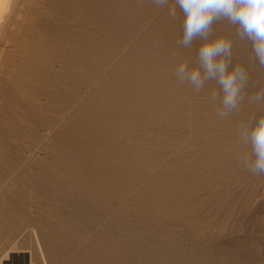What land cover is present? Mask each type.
Here are the masks:
<instances>
[{"label": "rangeland", "instance_id": "1", "mask_svg": "<svg viewBox=\"0 0 264 264\" xmlns=\"http://www.w3.org/2000/svg\"><path fill=\"white\" fill-rule=\"evenodd\" d=\"M51 1L7 0L0 15V264H68L82 248L60 259L43 209L62 212L71 243L89 224L93 236L108 231L113 264H264V176L243 168L248 149L238 137L261 106L245 101L219 119L208 99L214 83L200 93L177 83L174 53L194 62L199 44L176 48L179 8L172 18L150 0H96L103 22L79 17L56 36L39 25L61 20ZM83 52L90 61H77ZM234 53L253 84H264L248 42L235 39ZM87 95L110 108L87 120L90 139L105 134L106 146L80 154L95 161L75 163L58 154L57 136L68 135ZM113 173L116 181L100 179ZM98 201L99 221L69 215L84 211L76 202Z\"/></svg>", "mask_w": 264, "mask_h": 264}, {"label": "clouds", "instance_id": "2", "mask_svg": "<svg viewBox=\"0 0 264 264\" xmlns=\"http://www.w3.org/2000/svg\"><path fill=\"white\" fill-rule=\"evenodd\" d=\"M144 0H138L142 4ZM157 8H167L182 20V37L176 48L199 42L195 61L174 53V76L178 84L200 93L214 83L208 99L217 105L216 116L226 119L239 113L245 101L260 105L238 126L239 141L247 147L241 157L243 168L253 176H264V84L254 85L247 64L236 60L235 39L250 45V59L264 69V0H150ZM223 24L226 31H218Z\"/></svg>", "mask_w": 264, "mask_h": 264}, {"label": "bare ground", "instance_id": "3", "mask_svg": "<svg viewBox=\"0 0 264 264\" xmlns=\"http://www.w3.org/2000/svg\"><path fill=\"white\" fill-rule=\"evenodd\" d=\"M6 1L7 0H0V15L3 12V9H5L6 6ZM87 1V0H86ZM51 3H54V6L52 7V15H57L60 16L61 20H57L52 22L53 18H50L49 20V14H51L50 12L47 16L48 20H45L43 17L42 20H40L39 25L45 27L46 29L52 31L53 33H57L56 36H58L57 32V27L56 26H61V28L63 27V25H67L68 22L70 21H74L76 19H78L80 17V19H83V21L88 20V19H94V21H96L97 23H101L104 21L105 18L99 16L98 14V10L100 9L99 3L97 4L96 0H88L85 3V0H53L49 3L46 4L47 6H49ZM57 3V4H56ZM59 3V4H58ZM72 9H75L74 11H72ZM47 12V11H46ZM45 15V18H46ZM82 17V18H81ZM56 18V17H54ZM59 18V17H57ZM66 19V21H65ZM7 21V20H6ZM92 21V22H94ZM94 22V23H96ZM102 27V26H101ZM63 29V28H62ZM67 29V26H66ZM118 32V31H117ZM65 33V32H64ZM68 34V33H67ZM63 35V34H62ZM71 35V34H70ZM69 35V36H70ZM55 37V36H54ZM61 37V36H59ZM65 37V34L64 36ZM52 38V37H51ZM62 38V37H61ZM60 39V38H59ZM97 39V38H96ZM57 40V39H56ZM154 40V39H153ZM170 42V41H169ZM60 43V42H59ZM62 43V42H61ZM78 45H71L69 46V51L73 52L75 50V48H78L81 43H77ZM98 44V43H97ZM109 46V45H108ZM86 47V46H85ZM78 50V49H77ZM104 50V49H103ZM65 51V50H64ZM79 51V50H78ZM63 52V51H62ZM80 52V51H79ZM104 53V52H103ZM130 53V52H129ZM132 54V53H131ZM77 61L78 60H85V61H90L91 57H89V54L86 52H83V54H79L77 56ZM94 59V58H93ZM108 59V58H107ZM104 60V59H103ZM110 61V60H109ZM122 61V60H120ZM47 68V67H46ZM130 68V67H129ZM47 71V70H46ZM124 76V75H123ZM109 77V76H108ZM99 81V80H98ZM108 82V81H107ZM116 83V82H115ZM76 84H78L80 87L84 86L83 83L81 82H77ZM102 86V85H101ZM105 88V87H104ZM90 89V88H89ZM93 89V88H92ZM43 91V90H42ZM104 90H97V93H102ZM50 92V91H49ZM105 92V91H104ZM47 93V92H46ZM40 94V93H39ZM76 99L79 98V95H77L78 93H75ZM74 94V95H75ZM46 95V94H45ZM36 96V95H35ZM73 97V98H74ZM82 97V96H81ZM48 98V97H47ZM39 99V98H38ZM81 99V98H80ZM79 100V99H78ZM82 102V110L79 111L77 113V119L76 122H74L73 124H69V128H68V135L65 136L63 135H59L57 136L58 140L56 142V151L58 152L59 155H62L64 157L65 160H73L75 161V163H82V162H90V161H95L96 160V156H94L93 154H90V157H83L82 154L83 152H86L88 150H90L91 148H103L105 147V143H106V138L107 136L105 134H100V139L101 141H94L93 139H90V134L91 131L89 130V128H92V126H94L93 124L90 125L87 123L88 118L93 117L94 119V113L97 112H101V110H105L108 108V110H110L109 107L105 108V104L104 103H100V102H104V100L101 99L100 96L98 97H92L90 95H87L85 97H83L81 99ZM31 104V103H30ZM36 104V103H35ZM78 105V104H77ZM112 109L113 106L109 105ZM25 107L27 108V105H25ZM25 108V109H26ZM41 109V108H40ZM65 109L68 108H64L62 111L65 113L66 111H64ZM95 110V111H92ZM143 110V109H142ZM61 111V110H60ZM89 111V112H88ZM58 114V113H57ZM76 115V114H75ZM144 115V114H143ZM102 117V116H101ZM37 119V118H36ZM92 119V118H91ZM141 119V118H140ZM56 120V119H54ZM110 120V119H109ZM96 121V120H95ZM136 121V120H135ZM140 122V121H139ZM134 127L135 124H133ZM138 125V124H137ZM100 127V126H99ZM103 129V128H102ZM101 129V131H102ZM99 130V129H98ZM104 131V130H103ZM102 133V132H100ZM104 133V132H103ZM63 136V137H61ZM89 136V137H88ZM92 136V135H91ZM95 136V135H94ZM132 136V135H131ZM93 138V137H92ZM118 138V137H117ZM126 138V137H125ZM124 139V138H123ZM115 140V139H114ZM111 141V140H110ZM119 141V140H118ZM122 141V140H120ZM126 141V140H125ZM116 142V141H115ZM112 143V141H111ZM116 145V144H115ZM108 146V145H107ZM110 146V145H109ZM130 146V145H129ZM112 147V146H111ZM109 148V147H108ZM121 149V148H120ZM121 151V150H120ZM129 151V150H128ZM96 152V151H94ZM93 153V152H92ZM114 153V152H113ZM111 155V154H110ZM121 155V154H120ZM131 155V154H130ZM133 156V154H132ZM131 156V157H132ZM115 157V155H114ZM134 157V156H133ZM62 158V157H61ZM106 161V160H105ZM74 163V162H72ZM108 163V162H107ZM88 164V163H87ZM96 164V163H95ZM132 164V163H131ZM78 165V164H77ZM76 165V167H77ZM124 165V164H123ZM79 166V165H78ZM96 166V165H95ZM71 167V165H70ZM80 167V166H79ZM102 169L104 167L100 166ZM107 167V166H105ZM90 168V166H89ZM100 169V168H99ZM110 170V169H108ZM101 171V170H100ZM107 174V173H106ZM103 175V174H102ZM108 175V174H107ZM111 175V174H110ZM137 175V174H136ZM95 176V175H94ZM109 176V175H108ZM93 178V177H92ZM119 175L118 173H113L112 177H102L100 179H103L106 182H113L116 181L115 179H118ZM100 179L98 178L97 180L100 182ZM88 182V181H87ZM98 183V182H97ZM88 184V183H87ZM96 184V183H95ZM99 184H103V183H99ZM105 184V183H104ZM66 187H69L71 184L70 182H67ZM90 185V184H89ZM74 186V185H73ZM94 186V185H92ZM64 189V188H63ZM87 191V190H86ZM103 194V193H102ZM106 195V194H105ZM103 197V196H102ZM97 201V200H96ZM103 203H99L98 201V205H91L85 202H76L74 205V210H80L81 208L84 209V211L80 214V213H73L69 214L71 217H73V220H81L84 215H86V217L88 216L91 219L94 220H101L102 217L104 216V212L106 213V209L104 208L105 205H102ZM72 206V205H71ZM49 211H47L46 209H43V211L40 212V216H39V220L41 222H46L48 221V226L51 227V237L53 238L54 241V245L55 247H57V249H59L60 251V257L58 255V257L64 258L70 254L73 253V249L75 248V245L79 242L82 243V248L79 249V251L77 253H75L74 256H72V259L69 261L68 264H113V260L112 258L109 256L108 254L112 251V243L109 241L110 238L105 237L106 233H108V231H104V233L101 234H97V235H92V228H91V224L86 225V229H84V234L85 235H78L75 237V240L71 243L69 242L65 237V235H67V228L65 226H63V224L60 223V221L58 220L60 217L62 218L63 216H61L62 212L56 211L53 212L52 214L48 213ZM73 212V211H72ZM67 215V214H66ZM68 216V215H67ZM102 216V217H101ZM69 217V216H68ZM52 218V220L50 219ZM88 218V219H89ZM86 219V218H85ZM115 219V218H114ZM87 220V219H86ZM92 221V220H91ZM96 221V223L98 222ZM53 222V223H52ZM105 222V221H104ZM94 223V222H93ZM117 225V224H116ZM118 226V225H117ZM101 228V225H100ZM118 228V227H117ZM102 230V229H101ZM103 232V231H102ZM76 235V234H75ZM92 235V236H91ZM45 236V235H44ZM49 236V235H48ZM68 236V235H67ZM106 238V241H103V238ZM50 238V237H49ZM133 243V242H131ZM81 245V244H80ZM53 246V248H55ZM125 248V247H123ZM122 248V249H123ZM127 248V247H126ZM50 251L53 253V249L50 247L49 248ZM118 250V249H117ZM131 261V260H130ZM151 264V263H150Z\"/></svg>", "mask_w": 264, "mask_h": 264}]
</instances>
